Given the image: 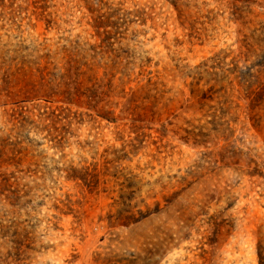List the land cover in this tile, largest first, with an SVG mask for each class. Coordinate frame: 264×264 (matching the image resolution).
Instances as JSON below:
<instances>
[{"label":"rangeland","instance_id":"374dc122","mask_svg":"<svg viewBox=\"0 0 264 264\" xmlns=\"http://www.w3.org/2000/svg\"><path fill=\"white\" fill-rule=\"evenodd\" d=\"M0 264H264V0H0Z\"/></svg>","mask_w":264,"mask_h":264}]
</instances>
